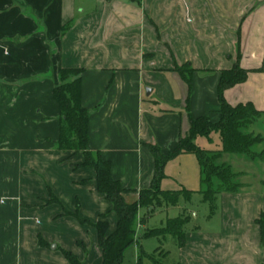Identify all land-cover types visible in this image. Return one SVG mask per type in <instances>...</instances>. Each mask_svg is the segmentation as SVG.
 Returning <instances> with one entry per match:
<instances>
[{"label": "crops", "instance_id": "0c3cea01", "mask_svg": "<svg viewBox=\"0 0 264 264\" xmlns=\"http://www.w3.org/2000/svg\"><path fill=\"white\" fill-rule=\"evenodd\" d=\"M236 63L249 70L248 78L226 89L225 98L264 112V0H0V264H71L63 250L79 264H102L94 223L107 221L108 234L118 224L95 169L83 165V152L57 146L61 116L53 90L61 68L83 70L90 149L111 161L113 177L133 203L152 186L150 146L165 154L176 147L189 133L191 115L218 120L221 70ZM184 64L194 69L191 87L176 70ZM252 129L264 134V117ZM219 161L240 173L239 191L217 194L215 211L201 223L191 206L151 228L157 209L186 204L195 192L206 201L196 156L167 162L161 188L192 194L153 211L139 207L136 244L147 259L141 264H154L157 248L175 264H264L257 222L264 178L241 166L264 167V160L224 152ZM52 195L60 202L47 203ZM180 215L190 217L185 244L168 235L159 237L165 243L155 253L146 252L145 231Z\"/></svg>", "mask_w": 264, "mask_h": 264}, {"label": "trees", "instance_id": "16d2710c", "mask_svg": "<svg viewBox=\"0 0 264 264\" xmlns=\"http://www.w3.org/2000/svg\"><path fill=\"white\" fill-rule=\"evenodd\" d=\"M176 70L191 87L193 70L188 64L178 66ZM82 69L61 68L59 82L54 87L53 98L60 108L61 126L56 141L61 150L81 151L85 160L83 165L92 166L96 171L98 189L112 202L113 210L119 219L116 229L108 234L109 224L105 220L94 223L98 230V244L103 251L102 264H127L124 260L125 251L138 241L136 220L139 207H146L153 211L157 205L177 204L181 194L190 199L192 191H166L161 188L160 182L165 176L167 162L180 154L196 156L201 172L202 193L204 199L211 204V211L216 209L217 194L220 192H237L243 187L238 180L240 173L234 172L232 167L219 159L224 152L237 153L252 160H264V147L258 150L259 144L264 143V134L252 129L263 117L264 112L256 108L252 102L233 105L225 98L226 89L247 80L249 70L236 63L232 68L221 70L218 85L220 106L219 118L213 121L208 115L190 116V130L186 136H180L179 142L168 153H163L159 146L151 145L155 157V175L152 186L140 191L136 202L129 203L125 199V189L112 175L111 161L103 158L99 151L90 149L89 119L90 110L82 105ZM186 109L189 110V97L186 99ZM219 134L221 147L209 149L201 146L197 139L206 137L213 140V134ZM60 202L53 196L47 203ZM188 215H180L168 219L167 223L159 228L148 229L142 238L166 237L171 235L179 246L186 240L185 225L189 221ZM264 234V212L257 219ZM156 250H159L158 248ZM65 257L71 264H79L78 257L69 250H63ZM144 252L141 250L138 260L134 264H141ZM156 264L159 262L155 255H150Z\"/></svg>", "mask_w": 264, "mask_h": 264}, {"label": "rangeland", "instance_id": "374dc122", "mask_svg": "<svg viewBox=\"0 0 264 264\" xmlns=\"http://www.w3.org/2000/svg\"><path fill=\"white\" fill-rule=\"evenodd\" d=\"M213 140L214 141H208V139L206 137H200L197 139V142L201 145L204 146L206 148H220L221 147V141H220V136L219 134L215 133L213 134ZM264 147V143H261L258 145L257 149L261 150ZM230 155V154H228ZM232 155V154H231ZM237 156L239 157V154H237ZM194 158V156H193ZM195 159V158H194ZM196 161V160H195ZM250 164L244 165L241 164V166H244L247 168L246 171L250 170L251 173L248 174L255 178V176H262L264 178V167L261 166L259 163L257 162H249ZM234 169L235 170H243L244 169H239L237 165H234ZM181 172H184L185 169L180 167ZM247 174V173H246ZM248 175V176H249ZM246 177V176H245ZM242 181H246L244 177L241 178ZM177 186V185H175ZM199 187V186H198ZM197 187V188H198ZM177 188V187H176ZM196 188V187H193ZM194 212L198 213V222L201 223V221L203 220V216L207 213H210V209H211V204L209 202H206L204 200H202V196L199 192H195L193 195V199L192 201L186 203V204H182L181 206L178 207H171L169 210H161V209H157L155 214H151V216L148 219V225L152 228V227H156V226H160L162 224L161 220H165V218L167 217V214H169L170 216H176L178 215L180 212L182 213L184 210V207H190ZM194 212H192V214L194 215ZM163 238H158V237H151V238H143L141 241L145 247L146 252L153 254L155 253V249L158 246L164 245L165 241L163 242V244L161 243L163 240ZM169 248H171V246H173V242H169ZM138 255H139V248L138 245L136 244V242L131 245L127 251L125 252V262L128 263L129 261H137L138 259ZM155 257L158 259L159 262L164 263V264H175L173 261H171L170 256H168L169 254L164 250V249H159L155 254ZM143 261H147L146 257H144Z\"/></svg>", "mask_w": 264, "mask_h": 264}, {"label": "water", "instance_id": "95a60500", "mask_svg": "<svg viewBox=\"0 0 264 264\" xmlns=\"http://www.w3.org/2000/svg\"><path fill=\"white\" fill-rule=\"evenodd\" d=\"M151 91H152V89H151V88H148V89H147V94H150Z\"/></svg>", "mask_w": 264, "mask_h": 264}]
</instances>
